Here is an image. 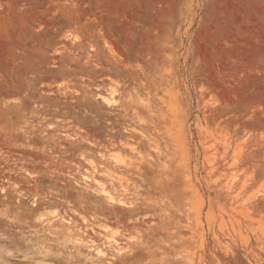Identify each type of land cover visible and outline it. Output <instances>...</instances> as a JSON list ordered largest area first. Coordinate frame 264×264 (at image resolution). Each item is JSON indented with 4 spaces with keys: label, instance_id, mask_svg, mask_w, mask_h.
Masks as SVG:
<instances>
[{
    "label": "rangeland",
    "instance_id": "374dc122",
    "mask_svg": "<svg viewBox=\"0 0 264 264\" xmlns=\"http://www.w3.org/2000/svg\"><path fill=\"white\" fill-rule=\"evenodd\" d=\"M0 264H264V0H0Z\"/></svg>",
    "mask_w": 264,
    "mask_h": 264
}]
</instances>
